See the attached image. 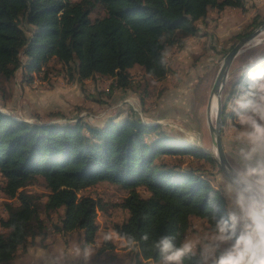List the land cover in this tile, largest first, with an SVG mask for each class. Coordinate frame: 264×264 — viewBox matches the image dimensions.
I'll use <instances>...</instances> for the list:
<instances>
[{
  "label": "trees",
  "instance_id": "1",
  "mask_svg": "<svg viewBox=\"0 0 264 264\" xmlns=\"http://www.w3.org/2000/svg\"><path fill=\"white\" fill-rule=\"evenodd\" d=\"M226 8L244 9L245 0H0V79L10 81L21 67L46 78L56 62L70 81L113 78L110 94L134 89L135 68L147 79L163 80L169 65L168 58L167 66L161 65L162 51L184 49L208 24L212 10ZM96 11L104 14L93 19ZM263 22L256 16L252 27ZM244 31L239 40L253 30ZM261 68L264 59L248 65L225 92L223 128L226 118L234 116L230 109L239 95L237 86L246 85L248 74ZM130 112L93 125L84 118L33 122L0 109V173L4 193L12 200L6 203L8 216L1 220L6 232H0V264H12L30 240L46 239L48 218L61 212L56 230H81L85 244L93 243L98 212L107 204L80 193L103 182L128 191L120 204L128 217L115 224L114 231L120 238L135 237L137 264L156 261L150 248L154 240L172 235L179 246L194 218L207 226L211 216L224 214L226 198L205 169L171 162L191 156L219 166L216 158L172 137L161 124L146 123L132 108ZM37 180L48 190L45 201L21 190ZM144 234L148 241L142 239ZM198 259L199 249L193 250L183 264H197Z\"/></svg>",
  "mask_w": 264,
  "mask_h": 264
},
{
  "label": "rangeland",
  "instance_id": "2",
  "mask_svg": "<svg viewBox=\"0 0 264 264\" xmlns=\"http://www.w3.org/2000/svg\"><path fill=\"white\" fill-rule=\"evenodd\" d=\"M103 14L96 11L92 18ZM256 16L264 18V1L256 3L248 0L244 9L212 10L208 24L201 31L202 36L184 50L175 48L170 53L169 72L165 79H147L139 68H135L131 70L134 89L126 91L115 89L110 94L113 78L97 76L83 82L70 81L64 72L59 71L62 67L56 62L51 63L46 78L44 73L29 72L21 67L10 81L0 79V109L18 118L39 123H65L84 118L90 124L103 125L112 118L119 120L128 116L132 108L146 123H159L172 137L184 139L214 156L216 146L207 117L212 88L226 56L225 51L240 41L238 34L258 27H252ZM263 59L264 33L259 40L256 38L249 43L235 59L223 97L248 65ZM23 60L27 63L26 57L23 56ZM212 120L215 122L216 118ZM233 135L229 118H226L222 138L231 163ZM178 161L184 168L205 169V175L221 191L225 173L220 164L212 166L206 160L191 156L171 158V162ZM4 186L5 180L0 173V232H6L1 220L8 216L6 203L12 201L4 193ZM21 190L41 195L43 201L48 192L40 180L24 184ZM80 194L102 199L107 204L98 212L96 240L85 244L81 230L65 234L56 230L54 225L60 223L62 212L53 214L51 218L47 217V238L30 240L25 248L20 249L12 264H137L136 250L128 251L122 247V239L114 231L115 224L124 222L128 217L127 210L120 206L128 191L103 182ZM205 227L203 220L193 219V227L186 238L193 242V250L199 249L197 241ZM106 236L109 238L106 239ZM109 244H114V247L109 248ZM86 246L94 249L87 260L75 254L76 249ZM103 248L104 251L98 253Z\"/></svg>",
  "mask_w": 264,
  "mask_h": 264
},
{
  "label": "clouds",
  "instance_id": "3",
  "mask_svg": "<svg viewBox=\"0 0 264 264\" xmlns=\"http://www.w3.org/2000/svg\"><path fill=\"white\" fill-rule=\"evenodd\" d=\"M169 55L166 47L161 65L167 66ZM237 87L239 95L230 109L234 120L233 115L229 116L234 153L225 172V212L209 218L197 241V264H264V68L250 72L248 83ZM213 154L220 160L218 153ZM121 239L122 247L136 250L135 237ZM142 239L148 241L149 235L144 234ZM150 248L157 254L155 264H183L194 244L186 239L178 246L174 236L165 235L154 240ZM93 253L90 246L75 250L85 260Z\"/></svg>",
  "mask_w": 264,
  "mask_h": 264
},
{
  "label": "water",
  "instance_id": "4",
  "mask_svg": "<svg viewBox=\"0 0 264 264\" xmlns=\"http://www.w3.org/2000/svg\"><path fill=\"white\" fill-rule=\"evenodd\" d=\"M264 33V22L260 24L255 30H253L250 34L243 37L233 48L229 51V53L225 56L224 61L221 65V68L218 72V75L215 79L210 102L207 108V117L209 122V127L214 139V144L216 146V153L219 154L220 160L219 164L223 172L225 173L227 168L231 165L229 158L227 156L223 138H222V130H223V90L228 82L230 69L237 58V56L244 50V48L254 41L259 35ZM217 95L218 97V108L216 114V120L213 122L211 115V99L213 95ZM221 160L223 161V166L221 165Z\"/></svg>",
  "mask_w": 264,
  "mask_h": 264
},
{
  "label": "bare ground",
  "instance_id": "5",
  "mask_svg": "<svg viewBox=\"0 0 264 264\" xmlns=\"http://www.w3.org/2000/svg\"><path fill=\"white\" fill-rule=\"evenodd\" d=\"M263 35V33L261 35H259L257 37V39L259 40V38ZM217 108H218V97L217 95H213L212 99H211V115H212V119L216 118V114H217Z\"/></svg>",
  "mask_w": 264,
  "mask_h": 264
},
{
  "label": "crops",
  "instance_id": "6",
  "mask_svg": "<svg viewBox=\"0 0 264 264\" xmlns=\"http://www.w3.org/2000/svg\"><path fill=\"white\" fill-rule=\"evenodd\" d=\"M256 2V3H262V1H264V0H252V2ZM261 1V2H260ZM248 2V0H245V4ZM202 36V33L200 32V34L198 35V36H196V37H193V38H190V39H188L187 40V46H189L191 43H194L195 41H197L198 40V38L199 37H201ZM205 37H203V39H204ZM186 46V47H187ZM185 47V48H186ZM182 50H184V49H182ZM225 144V143H224ZM221 192H222V194L225 196V192H224V183L222 184V188H221ZM225 198H226V196H225ZM226 202H227V200H226Z\"/></svg>",
  "mask_w": 264,
  "mask_h": 264
}]
</instances>
